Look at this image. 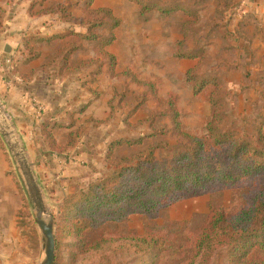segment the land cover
Masks as SVG:
<instances>
[{
    "label": "rangeland",
    "instance_id": "rangeland-1",
    "mask_svg": "<svg viewBox=\"0 0 264 264\" xmlns=\"http://www.w3.org/2000/svg\"><path fill=\"white\" fill-rule=\"evenodd\" d=\"M107 1L108 4L103 6L96 4L94 6L93 0L90 7L109 8L119 21L112 31L114 39L106 47V50L116 57L114 69L118 75L108 74L107 60L104 58L102 59L106 63L99 72V75L105 72L109 78H115L116 84L111 97L108 98V110L105 111L104 117H91L82 121L78 119L73 136L81 135V128L92 127L94 126L92 124L97 123L108 132L104 145L102 144L103 158L112 142L144 135L141 145H115L113 157L115 159L130 157L149 146H155V157L159 160H168L179 147L187 144V140L175 131L173 109L178 113L177 121L182 131L191 135H201L205 123L214 109L219 107L221 115L217 125L220 130L232 133L235 137L247 140L257 147L261 146L258 137L259 130L264 137V14L258 17L246 14L239 20L230 19L227 11L233 0H170V2L143 0L157 1L166 7L176 4L181 8L166 14L157 9L141 12L139 5L131 0ZM14 2L15 0H0V18L6 11L3 7L11 8ZM57 4L59 6L55 7ZM52 7L56 8L51 9L52 11H62L61 7H64L66 12L72 14L67 16L69 20L77 18L88 22L103 16L89 12V9L84 7V0L28 1V10H32L34 15H41L45 9ZM52 11L45 15L56 18L63 28L62 31L50 35L68 33L67 38L60 40L62 41L60 47L66 43L69 46L79 45L77 50L89 49L94 56L93 46L72 34L73 31L83 30V27L78 23L60 20ZM105 21H109V18L105 17ZM126 23L136 25L134 31H130L125 26ZM150 23L152 27L145 29L144 25ZM121 25L124 34L133 35V40L128 46L117 40L116 29ZM68 27L71 30H68ZM95 31L98 35H108L107 26L99 25ZM27 36L30 34L22 33L23 40ZM145 37L150 41L145 40ZM92 57L82 60L85 62L80 65L81 67L76 65L79 62L70 66L68 58L67 69L88 68L90 65L88 61ZM196 81L205 83L199 92L195 90ZM0 107L13 126L1 103ZM14 131L34 171L35 163L28 156L15 128ZM0 137L2 148L12 165L11 173L16 188L13 199L4 198L3 202L5 204L13 202V206H17L16 225L22 229L20 232L22 240L9 242L10 245L16 243L17 246L12 248L14 252H0V264H39L43 253L34 220L33 205L28 198L18 165L4 137L1 134ZM62 159L68 160L66 156ZM79 163L82 166L87 165L95 172L107 173L111 169L104 159L96 163L94 160L83 159ZM89 173H91L89 177L84 176V179L71 184L69 192L75 185L84 184L102 174ZM35 177L37 179L36 174ZM37 181L40 184L39 178ZM45 192V189L42 190L46 209L54 218L55 235L56 208L59 200L67 193L47 196ZM232 194L233 187L223 186L217 192L209 191L200 196L178 200L162 210L160 217L156 219L134 214L128 221L107 223L104 231L121 236L129 233L143 235L146 231L164 234L170 238L177 235L192 236L204 224L211 207L229 206ZM234 208L235 206L230 210L233 211ZM2 232L0 243H6ZM100 235V231L91 232L88 235V242ZM65 243V240H61L57 259L55 248L54 264H80V259L84 258L83 254L76 250L75 255H71L63 246ZM137 258V255L127 254L118 264H140L136 262ZM169 259V256L165 258L167 261ZM172 262L174 261L171 260L169 263ZM211 264H226L225 250H220Z\"/></svg>",
    "mask_w": 264,
    "mask_h": 264
},
{
    "label": "trees",
    "instance_id": "trees-1",
    "mask_svg": "<svg viewBox=\"0 0 264 264\" xmlns=\"http://www.w3.org/2000/svg\"><path fill=\"white\" fill-rule=\"evenodd\" d=\"M131 1L139 5L141 12L157 9L166 14L181 9L176 4L166 7L157 1ZM92 2L84 0V7L93 14L103 15L94 21L84 22L77 18L71 21L67 16L72 14L64 7H61L62 11H52L56 9L54 7L45 9L42 14L52 11L60 20L83 27V30L73 31L72 34L94 48L95 55L88 61L95 66V70L90 72L93 81L106 63L104 59L107 60L108 74L118 75L114 69L116 57L106 47L113 41L112 31L119 21L109 8L91 9ZM29 11L32 13V10ZM105 17L109 21H105ZM99 25L107 26V36L96 33L95 28ZM68 30H71L70 27ZM67 34L40 37L30 33L23 43L27 52L25 60L38 56L36 44L60 41L67 38ZM62 46L48 62L57 61L59 76L63 71L74 70L67 69V61L71 52L79 48V45L69 46L67 43ZM84 62L76 65L81 67ZM204 84L203 81H196L195 90L199 92ZM177 114L173 109L175 131L187 140V144L179 147L168 160L155 157V146L130 157L115 159V145H141L144 135L117 140L110 144L103 158L111 167L110 171L75 185L59 200L54 235L56 259L61 240H65L63 246L71 255H75L76 250L83 254L80 264H118L127 254L137 255L136 262L140 264H211L220 250H225L226 264H264V137L261 131L258 137L261 146L257 147L220 130L217 124L221 112L216 107L201 135H191L181 130ZM37 127L51 152L64 153L74 144L73 131L68 133L66 143L56 141L52 133L56 127L54 119H44ZM223 186L233 187L230 205L211 207L204 224L192 236L170 238L147 231L143 235L129 233L121 236L104 231L107 223L128 221L134 214L156 219L162 210L178 200L209 191L217 192ZM233 206L235 208L231 211ZM93 231H100L101 235L88 242V235ZM168 256L169 261L165 260ZM171 260L174 262L169 263Z\"/></svg>",
    "mask_w": 264,
    "mask_h": 264
},
{
    "label": "crops",
    "instance_id": "crops-1",
    "mask_svg": "<svg viewBox=\"0 0 264 264\" xmlns=\"http://www.w3.org/2000/svg\"><path fill=\"white\" fill-rule=\"evenodd\" d=\"M28 1L15 0L11 8L3 7L6 11L0 18V103L19 134L28 156L35 163L34 172L37 179L39 178L40 187L45 189V195L53 196L57 193H68L70 185L84 179V176L89 177V172L93 175L102 173L91 171L87 165H80L79 161H103L101 151L108 132L97 123L92 124V127L81 128V135L74 136V144L58 155L49 151L37 125L44 119H54V138L59 144L66 143L68 133L77 127L78 119L82 121L91 117H104L116 79L109 78L104 72L95 75L91 81L90 72L95 67L93 64L88 68L63 71L59 76L57 61L51 64L48 62L62 41L36 44L38 56L25 60L27 52L23 49V32L28 35L35 33L42 37L62 31L63 28L51 15L30 13ZM95 4L103 6L108 4V1L94 0V6ZM227 12L229 18L234 20H239L246 14L258 17L264 14V0H233ZM125 26L130 31H134L136 27L128 23ZM151 27V23L144 25L145 29ZM123 29L122 25L116 29L117 40L128 46L133 40V35L124 34ZM145 40L150 41L146 37ZM92 56L93 52L89 49L76 50L69 58V65ZM79 105H82L81 108ZM63 156L68 160H63ZM11 171L12 165L2 148L0 137V232L4 231L2 236L6 242L0 243L2 253H13L12 248L17 245H10L9 242L22 240V229L16 225L17 206H13V202H3L4 198L12 200L16 191Z\"/></svg>",
    "mask_w": 264,
    "mask_h": 264
},
{
    "label": "water",
    "instance_id": "water-1",
    "mask_svg": "<svg viewBox=\"0 0 264 264\" xmlns=\"http://www.w3.org/2000/svg\"><path fill=\"white\" fill-rule=\"evenodd\" d=\"M0 134L18 165L22 181L29 200L33 205L34 220L38 228L43 255L39 264H54L55 261V236L54 218L48 212L43 198L41 187L35 177L32 165L29 162L13 126L0 107Z\"/></svg>",
    "mask_w": 264,
    "mask_h": 264
}]
</instances>
